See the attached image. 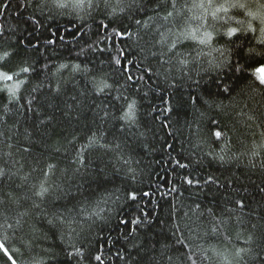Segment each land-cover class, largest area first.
<instances>
[{"label": "trees", "instance_id": "obj_1", "mask_svg": "<svg viewBox=\"0 0 264 264\" xmlns=\"http://www.w3.org/2000/svg\"><path fill=\"white\" fill-rule=\"evenodd\" d=\"M193 2L177 0L181 23L185 18L201 14L202 9L189 12L183 7L185 3L190 6ZM213 2L220 4L224 0ZM240 2L257 11L258 0ZM2 3H8L9 7L0 9V24L8 29L17 23V0H0ZM248 9H230L228 15L233 19L229 23L237 26V20H251L258 36L259 21L245 14ZM94 15L95 22L91 18L80 20L75 14L55 15L52 19L41 17L43 27L38 32H33L30 25L21 24L12 37L16 42L24 40L25 45L29 40L39 43V53L30 47L28 52L33 57L43 53L37 68L45 61L50 67L39 80H33L21 89L19 105L24 107L8 104L6 94L0 93V113L7 104L10 109L7 124L14 126L9 133L11 139L0 142V167L9 173L2 187L5 192H14L18 200L10 205L13 210L10 215L29 213L22 229H0V240L16 264H36L37 261L70 264L66 255L72 250L68 246L70 238L66 237L62 242L59 233L53 235L48 225V220L55 215L70 212L84 229L86 246L94 253L102 252L104 264H124L115 253L117 249L125 248L123 237L131 227H138L137 239L149 246L155 245L157 252L165 238L172 242L175 239L173 233L182 234L185 242L197 249V255L193 257L196 264H224L212 250L231 257L236 249L249 246L246 242L254 231L252 225L264 223L261 220L264 217V193L258 187L264 186L261 185L264 149H258L260 155H252L254 146L264 143V90L252 92L247 81L236 79L228 69L211 68L209 61L219 55L212 48L224 46V40L219 37L211 48L198 46L193 41L184 42L177 51L187 57L189 63L181 67L173 60L175 66L165 80L156 72L163 73L168 65L161 68L147 52H142L145 42L135 35L138 26L134 19H147L144 13L133 9L112 17L111 22ZM218 15L224 16L223 13ZM129 16L134 19H128ZM100 19L109 25L107 32L99 27ZM198 23L191 21L193 27ZM209 23H214L220 31L226 27L223 20L216 22L211 17ZM167 27H173L172 23ZM113 28L118 32L127 29L134 35L122 37L113 33ZM178 30L173 28V31ZM139 31L143 35L144 29ZM30 32L33 33L31 36ZM252 35L249 33L250 38ZM45 40L55 43L45 45ZM97 41L103 52L88 49L86 54L77 55L81 48H87L86 42L95 46ZM255 43L253 39L252 44ZM119 51L125 53L121 58L124 74L119 70L113 73L114 66L108 64L109 56H115ZM129 60L132 63H128ZM85 63L89 68H103L110 74L109 83L119 81L102 108L97 107L103 97H95L91 75L72 69L74 64L83 68ZM61 64L69 67L58 71ZM149 67L153 69L151 79L146 72ZM128 75L135 82L132 87L128 84L133 82L125 83ZM141 76L144 79L138 80ZM195 81H199V86ZM37 83H42V87L32 92ZM170 84L175 87H169ZM224 85L230 88L229 93L222 92ZM144 92H148L147 97L143 96ZM121 94L138 101V126H125L116 119L124 101L113 97ZM31 96L36 100L29 111L26 101ZM190 96L198 97L195 108ZM221 103L224 107H218ZM165 107H171L173 111L163 113L161 110ZM104 111L109 116L102 119ZM162 124L168 127H161ZM220 128L226 136L217 141L213 133ZM89 137L94 141L91 145ZM25 147L30 148L28 153L23 151ZM177 160L187 167H178ZM48 164L54 165V169L49 171ZM46 171L47 177L43 174ZM184 177L198 183L189 187ZM209 177L215 183L206 184ZM45 179L54 191L41 200L33 195V185H39ZM173 187L175 192L171 191ZM131 191L137 193L136 201L127 198ZM144 192L150 195L143 196ZM239 197H244L248 205L243 210L234 203ZM34 202L40 207L33 208ZM143 213L148 214L150 223L135 226L119 222L122 218L131 220ZM33 224L38 230L35 234L29 227ZM214 226L218 231H212ZM127 251H132L135 257L130 246L123 254ZM0 264H11L2 250ZM91 264L98 262L93 260Z\"/></svg>", "mask_w": 264, "mask_h": 264}, {"label": "snow or ice", "instance_id": "obj_2", "mask_svg": "<svg viewBox=\"0 0 264 264\" xmlns=\"http://www.w3.org/2000/svg\"><path fill=\"white\" fill-rule=\"evenodd\" d=\"M9 7L8 3L0 4V9L6 10ZM183 7L188 8L191 12L193 9H202L201 14L193 15L189 18H185L183 23L178 19L179 11L177 10V0H17V23L11 28L5 29L3 24H0V93L6 94L8 104L19 105L21 96V89L26 85L31 83L33 80H39L41 74L46 73L50 65L47 61L43 62L40 68H37V63L39 62V56L33 57L29 54L28 48L30 47L32 51L39 53L40 45L39 43H32L31 40L25 45L24 40H19L18 42L13 41L12 37L16 34L17 29L21 24L30 25L33 32H38L41 27H43L41 17L46 19H52L55 15H72L80 20H87L88 18L93 19L95 22L96 16L98 14L105 19H109L117 16L119 13H124L126 11H131L133 9L138 12L144 13L147 19H134L129 16L128 19L133 20L136 26H138V31L135 35L140 39L144 40L145 46L141 48L142 52H147L152 59H155L161 68L165 65L168 67L163 73L156 72L157 75H163L165 80L168 79V75L171 73L172 67L175 63L181 67H186L189 63L187 57L182 55L177 49L184 44L186 41H193L198 46L212 47L213 42L217 37L224 40V46L221 48H212V51L219 53L218 57L209 61V64L213 70H223L228 69L229 72L238 80L247 81L248 88L252 92L257 90H264V2L258 0L257 11H252L248 9L246 3L240 2V0H224L223 3L215 4L213 0H200V2H194L189 6L187 3ZM248 9L246 15L251 17L252 20L259 21V35L256 36L257 28L253 26L251 20L245 22L237 20L235 21L237 26H231L229 23L233 17L229 16L230 9ZM151 13V15H149ZM223 13L224 16L218 15ZM209 17L213 21L219 22L224 21L226 27L223 31L216 28L214 23H209ZM226 17V19H225ZM199 21V23L193 27L191 21ZM172 23L173 27H167L169 23ZM155 24V27H153ZM99 27L107 32L109 25L104 23V19L99 20ZM173 28H179L178 31H173ZM139 29H144L143 35L140 34ZM161 29H165L161 31ZM79 32V29L77 30ZM112 32L120 35L122 37L127 36L131 38L134 33L127 31L118 32L116 28L112 29ZM249 33L253 34L249 37ZM33 33L30 32L31 36ZM146 38V39H145ZM62 39V37H61ZM255 40V45L252 44V40ZM55 43L53 40H45V45H51ZM87 48H81L80 54H86L88 49L93 52L100 51L103 52L104 49L99 48V41L96 42L95 46L92 43H87ZM21 45H25L23 48ZM155 49V50H153ZM199 56L200 53L198 52ZM122 57H125L123 51H119L117 55L109 56L108 64L113 67V73L117 70L121 74H124L125 69L122 67ZM147 58V57H146ZM128 63H132L130 60ZM69 65L61 64L59 65L58 71L60 69L68 68ZM74 72H83L85 75H91L92 79L90 83L92 85V91L96 98L103 97L101 107L105 101L111 96L113 86L119 81H113L109 83V73H105L103 68L93 69L89 68L87 63L81 68L80 64L72 65ZM149 74V79H151V73L153 69L151 67L146 69ZM25 76L27 79H22ZM144 77L141 76L138 80H143ZM128 82H133L128 84ZM125 83L129 87H132L135 82L131 75L125 77ZM196 85L199 86V81H195ZM42 87V83H37L32 89V92L39 91ZM169 87H175V84H170ZM217 87L220 85L217 83ZM60 91L57 87L56 92ZM137 91H140L137 88ZM223 93H229L230 88L224 85L222 88ZM144 97L148 96V92L143 93ZM114 100L124 101L121 106L120 115L116 117L123 122L125 126H138L140 123L139 115V104L136 99H129L127 95L121 94L120 96L113 97ZM190 101L193 107L197 103V96H190ZM36 100L35 96H31L27 99L26 103L29 106L28 110L31 111V105L33 101ZM165 103H167L165 101ZM24 107L23 105H19ZM218 107H224L218 105ZM103 110V109H102ZM10 109L6 104L2 113H0V142L7 141L11 139L9 133L12 131V127L7 124L6 117ZM163 113H170L173 111L171 107H165L161 110ZM148 115V113H145ZM203 115V113H201ZM109 116L107 111H104L103 118ZM49 119H52L50 117ZM153 119H159V117H154ZM251 119V117H249ZM45 123V121H41ZM161 127H168L167 124H162ZM171 135V133H169ZM217 141L222 137L226 136V133L222 128L218 129L213 133ZM264 135V133H262ZM94 143L91 137H89V145ZM11 147V144L8 145ZM101 147H106L101 145ZM169 148L172 145H168ZM258 149H264V143L258 146H254L252 151L253 156L260 155ZM25 153L30 151V148L25 147L23 149ZM6 155H11L7 153ZM81 163H83V157L81 156ZM223 159V157H220ZM176 165L180 168H186L187 165L180 163L179 160L176 161ZM54 165L48 164L47 169L49 171L54 169ZM255 167V165H253ZM261 168H264V163L261 164ZM45 177L48 176V172L43 173ZM8 170L0 167V229H22L27 223L25 217L29 216L28 212L15 213V215H10L13 211L11 204L18 203L17 198L12 191H3V180L8 177ZM184 182L189 186H194L195 183L191 178L184 177ZM206 184L215 183V181L209 177ZM261 185H264V179L261 180ZM259 191L264 193V186H258ZM35 191L33 195L39 197L43 200L45 197L52 194L54 189L48 185L47 180H42L39 185H33ZM171 191L175 192L176 188L173 187ZM150 193L144 192L143 196H149ZM127 198L130 201L137 200V193L131 191L127 194ZM234 203L241 209H245L248 205L245 202L244 197L237 198ZM40 205L33 203V208H39ZM139 207V206H137ZM197 208L200 207L199 204L196 205ZM142 212V209H140ZM211 213V209L208 210ZM264 221V217H261ZM120 224L123 225H135L140 226L144 223H150L148 220V214L143 213V215L134 216L131 220L121 219ZM219 223H223L220 221ZM49 231L56 235L59 233L60 239L63 242L64 239L70 238L68 240V246L72 249L66 253L67 257L71 261H75V264H91L94 260L98 264H104L103 253L97 250L94 253L89 247L86 246L84 229L80 225L79 221L75 216L69 214L55 215L52 219L48 220ZM33 234L37 233L35 225H29ZM254 231L249 235L248 247L238 248L235 250L231 257L224 255L223 253L216 252L215 249L212 251L220 257L224 264H264V223H256L252 225ZM138 227L129 228L127 234L123 237L125 240V248L117 249L115 256L117 259L124 262V264H196V260L193 258L197 255V249L193 248L190 243H186L183 235H176L174 241L169 242L168 238H165L164 242L161 244L159 251L157 252L155 245L149 246L142 240H138L136 233ZM213 232L218 231L217 227L212 228ZM83 237V238H82ZM39 238V237H37ZM79 241V242H74ZM130 246L135 252V257H133L132 251H127L126 255L123 254L127 247ZM179 246V247H177ZM187 249V251H182ZM0 250L11 261V264H16V260L13 259L12 255L9 253V249L5 246L4 242L0 240ZM203 249L200 252L203 253ZM171 253V254H170ZM36 264H41L37 261Z\"/></svg>", "mask_w": 264, "mask_h": 264}]
</instances>
